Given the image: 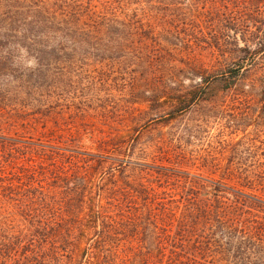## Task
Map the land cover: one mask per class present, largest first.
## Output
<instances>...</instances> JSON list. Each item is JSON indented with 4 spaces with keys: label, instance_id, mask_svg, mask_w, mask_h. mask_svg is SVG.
Masks as SVG:
<instances>
[{
    "label": "trees",
    "instance_id": "16d2710c",
    "mask_svg": "<svg viewBox=\"0 0 264 264\" xmlns=\"http://www.w3.org/2000/svg\"><path fill=\"white\" fill-rule=\"evenodd\" d=\"M231 1L179 0L209 11V33L184 24L170 31L176 50L167 52L202 69L191 57L209 49L238 104L264 110V0H251L253 10ZM141 3L152 0H0V77L34 92L50 86L60 58L70 55L58 39L84 44L99 36L117 57L153 58L150 30L136 27L147 23L123 15ZM29 58L33 68L24 66ZM6 130L0 125V264H264V200L225 185L202 199L198 180L164 166H133L132 178L127 142L113 144V136L98 141L96 154L64 159L56 151L48 164L26 165L33 144Z\"/></svg>",
    "mask_w": 264,
    "mask_h": 264
},
{
    "label": "rangeland",
    "instance_id": "374dc122",
    "mask_svg": "<svg viewBox=\"0 0 264 264\" xmlns=\"http://www.w3.org/2000/svg\"><path fill=\"white\" fill-rule=\"evenodd\" d=\"M242 1L253 10L251 0H232L230 6H241ZM186 3L152 0L123 12L147 23L136 27L138 33L150 30L147 43L155 47L153 58L125 53L117 57L99 36L85 37L84 44L58 39L70 55L60 58L50 86L34 92L0 77L4 135L37 147L32 145L36 151L26 165H32L31 160L48 164L56 151L64 159L75 151L96 154L98 141L113 136V144L118 139L127 142L133 164L126 174L132 178L137 174L133 166H164L198 180L202 199L213 200L217 185H225L231 194L237 190L264 200V110L238 104L226 68L214 63L209 49H197L191 57L202 61V69L184 66L180 51L167 52L176 50L170 45L175 43L170 31H180L184 24L209 33V11ZM156 17L168 21L159 25ZM236 37L242 46L240 34ZM31 62L29 58L24 66L33 68Z\"/></svg>",
    "mask_w": 264,
    "mask_h": 264
}]
</instances>
